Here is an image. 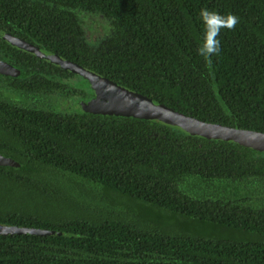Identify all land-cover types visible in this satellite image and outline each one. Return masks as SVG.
Masks as SVG:
<instances>
[{
    "label": "trees",
    "instance_id": "trees-1",
    "mask_svg": "<svg viewBox=\"0 0 264 264\" xmlns=\"http://www.w3.org/2000/svg\"><path fill=\"white\" fill-rule=\"evenodd\" d=\"M233 14L211 63L201 9ZM107 18L89 43L76 11ZM23 39L205 122L264 132V0H0V264H264V151L84 111L88 81ZM57 93L61 108L46 102ZM71 99L72 103H68ZM57 103V102H56Z\"/></svg>",
    "mask_w": 264,
    "mask_h": 264
},
{
    "label": "water",
    "instance_id": "water-1",
    "mask_svg": "<svg viewBox=\"0 0 264 264\" xmlns=\"http://www.w3.org/2000/svg\"><path fill=\"white\" fill-rule=\"evenodd\" d=\"M6 38L10 43L30 54L39 57L43 56V53L37 46L23 39L11 35H8ZM50 60L53 63H57L63 69H69L71 72L81 75L88 81L91 89L94 91V97L88 103L81 102L78 104V107L84 111L144 119H158L168 124L177 125L190 134H197L207 138L233 140L252 149L264 151V132L199 120L178 112L145 95L117 85L114 81L104 76H99L83 68L76 62L62 59L55 54L50 55ZM0 74L16 75L18 74V70L9 63L0 60ZM0 165L17 166L18 163L11 158L0 155ZM14 233L46 234L47 231L0 225V234Z\"/></svg>",
    "mask_w": 264,
    "mask_h": 264
},
{
    "label": "clouds",
    "instance_id": "clouds-1",
    "mask_svg": "<svg viewBox=\"0 0 264 264\" xmlns=\"http://www.w3.org/2000/svg\"><path fill=\"white\" fill-rule=\"evenodd\" d=\"M199 15L201 22L205 25V31L197 52L200 56L205 57L210 64L212 55L220 51V40L218 37L221 28H233L237 24L238 19L230 13L222 17L206 8L201 9Z\"/></svg>",
    "mask_w": 264,
    "mask_h": 264
},
{
    "label": "rangeland",
    "instance_id": "rangeland-1",
    "mask_svg": "<svg viewBox=\"0 0 264 264\" xmlns=\"http://www.w3.org/2000/svg\"><path fill=\"white\" fill-rule=\"evenodd\" d=\"M76 14L80 20V24L85 30L84 37L89 40V43L100 42L101 40L106 38V34L109 32L108 19L101 16L97 13L85 12V11H76ZM50 98H46V102L49 104H56L57 107L61 108V106L65 105L64 99H58L57 93H53L49 96ZM57 102V103H56ZM74 102L73 99L68 101V103Z\"/></svg>",
    "mask_w": 264,
    "mask_h": 264
},
{
    "label": "flooded vegetation",
    "instance_id": "flooded-vegetation-1",
    "mask_svg": "<svg viewBox=\"0 0 264 264\" xmlns=\"http://www.w3.org/2000/svg\"><path fill=\"white\" fill-rule=\"evenodd\" d=\"M22 50V49H21ZM22 51H24V50H22ZM26 52V51H25ZM42 52V51H41ZM43 53V52H42ZM33 55V54H32ZM50 55L51 54H49V55H46V57H45V55H44V53H43V56L42 57H39V56H36V55H34V56H36V57H38V58H49L50 59ZM16 75H18V74H16ZM10 76H14V75H10Z\"/></svg>",
    "mask_w": 264,
    "mask_h": 264
},
{
    "label": "snow or ice",
    "instance_id": "snow-or-ice-1",
    "mask_svg": "<svg viewBox=\"0 0 264 264\" xmlns=\"http://www.w3.org/2000/svg\"><path fill=\"white\" fill-rule=\"evenodd\" d=\"M215 23V21H213Z\"/></svg>",
    "mask_w": 264,
    "mask_h": 264
}]
</instances>
